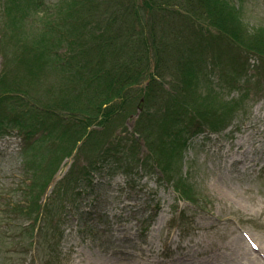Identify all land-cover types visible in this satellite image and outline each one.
Wrapping results in <instances>:
<instances>
[{
    "label": "trees",
    "instance_id": "1",
    "mask_svg": "<svg viewBox=\"0 0 264 264\" xmlns=\"http://www.w3.org/2000/svg\"><path fill=\"white\" fill-rule=\"evenodd\" d=\"M19 1L10 0L11 6L2 7L5 18L0 15L1 34L9 33V25L21 32L17 45L0 40L2 61L7 48L16 53L12 69L0 67V94H8L0 98V127L22 134L25 153L39 144L34 156L40 159L38 173L47 169L49 175L40 186L28 176L27 191L14 207L25 218L16 225L14 241L21 251L49 244L50 236L60 232V219H79V214H66V202L59 204L51 196L43 204L42 199L62 160L80 142L79 152L88 159L69 171L67 184L83 174L92 184L95 170L110 166L132 169L149 164L171 174L170 161L176 152L179 161L183 159L187 135L206 124L213 127L228 108L238 107L220 101L216 88L206 86L213 68L228 86L257 91L245 87L255 77L248 75V61L241 53L222 58L210 45L222 38L264 62V27L249 29L233 0H60L36 16L23 10ZM160 17L201 25L204 36L216 32L203 41L189 40L185 32L182 43L177 31L161 38ZM12 72L14 82L8 81ZM168 76L180 87L155 110L157 101H152L153 106L140 113L131 137H125L123 116L135 111L131 104L139 94L131 93L132 88L146 83L141 89L145 97L158 100L159 86ZM256 77L264 82L263 73ZM116 128L121 130L117 136ZM142 139L146 160L140 156ZM65 187L57 190L63 201ZM65 233L63 229L60 236Z\"/></svg>",
    "mask_w": 264,
    "mask_h": 264
},
{
    "label": "rangeland",
    "instance_id": "2",
    "mask_svg": "<svg viewBox=\"0 0 264 264\" xmlns=\"http://www.w3.org/2000/svg\"><path fill=\"white\" fill-rule=\"evenodd\" d=\"M59 1L19 2L30 16H36ZM233 2L240 8V15L249 29L264 27V0ZM6 4L11 6L10 0H0V15L4 18L2 7ZM195 23L198 25L197 21ZM159 28L161 38L177 31V38L182 43L185 32L187 38L194 41H203L216 32L212 30L210 35L204 36L201 25L194 26L184 20L170 21L163 17H160ZM8 32L3 35L0 31V40L4 38L8 44L14 42L17 45L20 30L9 25ZM210 45L222 58L241 53L244 61H248V75L256 78V81L252 78V85L246 84L245 87L252 86L257 91L247 93L241 85L230 87L226 81L220 80L218 71L211 70L212 81L206 86L216 88L220 101L238 107L235 111L228 108L220 116L221 120L214 121V130L187 135L189 140L183 159L179 161L178 152L171 159V175L177 181L185 176L197 190L183 188L182 198L171 183L162 179L163 175L156 170L158 168L149 164L142 167L133 165L132 169H113L105 163L110 169L95 170L92 184L84 179V174L83 178L71 179V183L67 184L69 171L73 167L79 168L88 159L79 152L80 142L73 154L62 160L42 199L43 204L51 196L57 198L59 204L66 202V214H79V219L68 223L60 219V232L56 237L50 236L49 244L40 249L21 251L15 247L14 241L18 237L16 225L24 222L25 218L14 207L27 191L28 176L40 186L45 184L49 175L47 169L38 173L40 159L34 156H37L35 152L38 153L39 144L25 153L27 142L22 139V134L0 125V264H179L187 254L194 260L203 259L204 251L199 246L203 247L204 243L209 250L221 245L224 250L226 244L231 246L229 260L225 264L263 263L264 82H257L256 75L264 74V62L261 57L248 55L222 38H214ZM15 55L13 47L7 48V57L4 61L0 58V67L12 69ZM256 67L261 70L256 71ZM15 77L12 72L8 81L14 82ZM174 79L168 76L166 82L160 84L162 91H157L158 100L145 97L141 89L146 83L132 88L131 93L139 94L131 104V110L135 111L123 116L125 137H131L142 111L151 108L153 102L157 101L152 107L155 110L171 99L180 87ZM7 95L0 94V98L4 99ZM120 131L116 128L115 135ZM238 140H245L244 147H240ZM128 143L132 144L130 140ZM142 144L140 156L146 160L147 147L143 139ZM243 148L250 149L257 157L253 168L249 167L246 171L240 161L231 163L233 157L239 158L237 154ZM64 187L67 196L63 201L58 199L57 190L62 191ZM198 192L200 196H197ZM63 229L66 233L61 237ZM249 249L260 260L249 259Z\"/></svg>",
    "mask_w": 264,
    "mask_h": 264
},
{
    "label": "bare ground",
    "instance_id": "3",
    "mask_svg": "<svg viewBox=\"0 0 264 264\" xmlns=\"http://www.w3.org/2000/svg\"><path fill=\"white\" fill-rule=\"evenodd\" d=\"M238 143L240 147L242 148L243 145H245V140H238ZM239 147V148H240ZM244 147V146H243ZM239 158L233 157L231 160V163H235L237 160L240 161L243 164L244 171H246L247 168L252 169L255 165V162L257 161V157L255 154L251 153L250 149L243 148L238 154ZM158 172H160L163 176L162 179L171 183L174 191L181 196V190L183 188H186L189 191L196 190L186 179L185 176H182L181 180L177 181L174 177V175L171 174H165L161 171V169H156ZM197 191V190H196ZM197 196H200V193L198 192ZM226 197V196H223ZM159 205V204H158ZM157 213V212H156ZM152 219V218H147ZM226 249L222 250V245L219 247H216L214 250L207 249V244L204 243L203 247L199 246V248L204 251V258L201 260H194L191 258L190 254L185 255L184 258H182L179 261V264H225L226 260H229L230 254L228 253L229 250H232V247L226 244ZM222 250V251H221ZM218 254L217 256H215ZM248 258L251 260H260L258 255L254 253L253 250H248ZM247 258V259H248ZM144 264H150L149 262H145ZM264 264V261L263 263Z\"/></svg>",
    "mask_w": 264,
    "mask_h": 264
},
{
    "label": "water",
    "instance_id": "4",
    "mask_svg": "<svg viewBox=\"0 0 264 264\" xmlns=\"http://www.w3.org/2000/svg\"><path fill=\"white\" fill-rule=\"evenodd\" d=\"M142 106V103L140 104V106L139 107H141Z\"/></svg>",
    "mask_w": 264,
    "mask_h": 264
}]
</instances>
